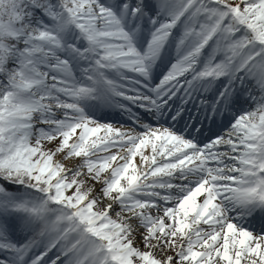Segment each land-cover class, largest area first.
<instances>
[{"label":"snow or ice","instance_id":"6c2138e0","mask_svg":"<svg viewBox=\"0 0 264 264\" xmlns=\"http://www.w3.org/2000/svg\"><path fill=\"white\" fill-rule=\"evenodd\" d=\"M0 264H264V0H0Z\"/></svg>","mask_w":264,"mask_h":264}]
</instances>
